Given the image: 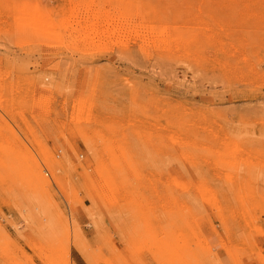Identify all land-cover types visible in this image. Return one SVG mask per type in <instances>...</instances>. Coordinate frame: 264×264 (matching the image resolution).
Segmentation results:
<instances>
[{"label": "rangeland", "instance_id": "1", "mask_svg": "<svg viewBox=\"0 0 264 264\" xmlns=\"http://www.w3.org/2000/svg\"><path fill=\"white\" fill-rule=\"evenodd\" d=\"M0 264H264V0H0Z\"/></svg>", "mask_w": 264, "mask_h": 264}]
</instances>
